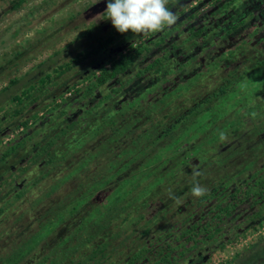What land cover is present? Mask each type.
<instances>
[{"label": "rangeland", "instance_id": "374dc122", "mask_svg": "<svg viewBox=\"0 0 264 264\" xmlns=\"http://www.w3.org/2000/svg\"><path fill=\"white\" fill-rule=\"evenodd\" d=\"M17 1L0 0V93L10 86L11 80L20 79L10 87V94H19L31 77L44 78L49 74L50 78L45 85L36 83L38 90L31 91L36 99L23 108L21 116H11L15 103L10 102L0 110V118L8 116L0 125V202L10 200L12 215L5 213L8 219L5 221L0 216L2 258L11 252L6 251L8 248L13 249L20 242L19 232L6 229V224L14 222L18 218L16 212L26 207L12 202L13 195L22 189L21 170L39 168L44 163L42 156L30 150L42 137L40 131L44 128L39 119L52 118L54 123L44 126L49 129L61 120L59 113L66 107L84 114L104 103L106 95L114 96L110 103L120 104L125 97L117 89L122 85L125 91L133 89L131 95H136L139 104L146 105L197 74L202 82L194 84L190 98L198 102L205 91L233 74V70L251 69L264 60V0H187L177 10L176 21L167 32L135 36L131 32L117 33L109 20L98 17L106 11L107 0H21L15 8L12 5ZM233 8L239 12L231 18ZM90 30H94L93 38H84L82 35ZM196 32L199 35L195 37ZM161 37L167 42L159 46ZM107 38L112 41L104 50L102 44ZM172 44L175 49H171ZM137 45L150 50L136 59L130 72L123 76L122 85L115 80L93 89L89 95L85 88L98 68L113 54ZM17 53L22 56L12 60ZM229 55L232 56L226 62H220ZM12 63L16 65L14 68L9 67ZM150 64L152 67L144 71ZM216 66L218 71L209 74L208 70L213 72ZM259 76H254L253 82ZM251 85L247 79L237 92H228L227 99L237 95L235 101L244 102L256 91ZM259 85V91L263 92L264 78ZM91 96L96 100L91 102ZM192 104L193 101L187 105ZM113 109L114 114L118 113L116 118L132 116L129 105ZM93 116L85 118L91 123ZM201 120L198 117L184 128L188 132L180 133L176 145L183 143L181 152L185 158L177 161L176 188L171 192L164 190L160 201L152 202L145 221L136 228L137 237H130L132 231L125 235L128 239L117 240L116 234L109 233L114 235L109 240L111 247L96 261L80 258L64 264H150V260L164 256L168 264H264V184L260 185L264 179V116L234 127L233 133L229 130L223 136L228 128L224 126L218 141V135ZM25 121L27 125L22 126ZM190 131L195 132L194 141L188 134ZM185 144H190L191 149ZM186 149L189 153L184 152ZM199 154L205 155L204 161L195 157ZM162 168L163 179L171 180L172 170L166 161ZM194 182L206 186V195L199 198L191 195ZM32 197L29 194L25 200L28 202ZM89 208L85 207L68 227H73ZM153 217L155 220L151 222ZM145 226L149 231L141 234ZM122 243L125 244L121 247ZM141 248L142 256L133 259Z\"/></svg>", "mask_w": 264, "mask_h": 264}, {"label": "trees", "instance_id": "16d2710c", "mask_svg": "<svg viewBox=\"0 0 264 264\" xmlns=\"http://www.w3.org/2000/svg\"><path fill=\"white\" fill-rule=\"evenodd\" d=\"M186 1L169 0L168 7L176 15L177 10H180ZM20 3L21 0L12 6L19 7ZM231 11L232 18L239 9L233 8ZM168 28L169 26L164 30L167 32ZM93 31L90 30L82 36L91 39ZM132 35L135 36V34ZM198 35L199 32L194 33L195 37ZM111 41V38H107L102 48L107 49ZM159 41L160 44L157 43L159 46L167 42L164 37H161ZM170 47L176 48L173 44ZM149 50L144 45H137L118 55L113 54L106 64L98 68L85 90L89 94L93 89L109 82L115 80L121 82L123 76L130 72L136 59ZM94 52L97 50L93 51V54ZM21 56L17 53L12 60H18ZM231 56L220 62H226ZM15 66L12 63L9 67ZM150 67L152 64L144 71ZM218 69L219 66H216L215 71L212 72L209 69L208 72L215 74ZM256 75L260 76L253 82L252 78ZM197 76L198 74L193 75L188 81L181 82L174 89L146 105L139 104L140 101L135 99L136 95H131L133 89L125 91L121 82L122 88L117 90L125 99L119 101L120 104L110 103L114 96L106 95L103 96L104 103L100 102L97 107L84 114L74 107H66L62 114L59 113L61 120L55 124V127L49 129L45 127L54 123L52 118L39 119L44 128L40 131L42 137L30 147V150L42 156L44 163L39 168L21 170L22 189L13 195L12 202L26 207L16 212L18 218L14 222L6 224V229L9 227L14 232H19L17 235L20 236V242L15 248L6 250L11 252L3 258L0 257V264H64L66 261L80 258L87 259L89 262L96 261L98 256L103 255L106 249L111 247L109 240L114 235L109 233L116 234L117 240L118 238L125 240L129 238L125 235L134 231L130 237L136 238L137 236H134L136 228H140L138 225L145 221L146 210L150 208L152 202L159 200L164 190L176 188V173L179 171L176 167L177 161L180 157L185 158L181 152L183 143L181 142V146H178L176 141L179 140L181 132H188L184 128L195 123L200 117L201 123L206 124L208 129L218 135L216 140L218 141L224 126L228 128H225L223 136L229 130L233 133L234 127L243 126L242 124L249 121L255 122L264 116V91L261 92L258 89L259 81L264 78V60L255 63L251 69L233 70V74L216 82L217 86L205 91L204 97H201L198 102L195 98H190L192 87L202 82L197 79ZM49 78V74L44 78L31 77L27 84L22 86L23 90L19 94H10V87L17 85L20 79L11 80L10 86L5 87L0 93V110L10 102L15 103L11 116H21L23 108L36 99L31 93L38 90L36 83L45 85ZM247 79L252 83L250 87L256 91L252 92L244 102H236V94L234 99H227L228 92H237L240 85ZM78 91H75L74 95ZM117 94L114 92L115 96ZM127 97L132 100L127 102ZM90 99L93 102L92 100H96V97L94 99L91 96ZM192 101L191 106L187 105ZM118 105L120 107L129 105L132 116L127 119L122 116L116 118L118 113L114 114L113 108ZM244 111L246 115H243ZM86 114H93L95 121L94 119L91 123L87 121ZM4 118H0V125ZM204 120L206 123L203 122ZM104 123L105 128L102 127ZM201 123L197 125L198 128L202 125ZM26 125V121L22 123V126ZM194 133L192 131L188 133L192 136V141H194L192 135ZM205 136L209 137V134L205 133ZM185 146L191 149L190 144ZM187 149L185 153L188 152ZM196 155V158H202L204 161L205 155L201 157V154ZM164 161L172 170V178L169 181L163 179ZM262 184L264 179L260 181V185ZM29 194L33 197L27 202L25 198ZM9 201L0 202V216L4 221L8 220L5 219L7 218L5 213L12 216ZM87 206L90 208L84 216L77 219L73 227L69 228L72 220ZM20 219L23 220L20 222ZM154 220L153 217L150 221ZM17 222L20 223L17 224ZM130 227H132L131 230ZM140 231L141 234H145L149 228L145 226ZM142 252L141 248L132 258L142 256ZM149 262L150 264H168L165 256Z\"/></svg>", "mask_w": 264, "mask_h": 264}, {"label": "clouds", "instance_id": "9594fccd", "mask_svg": "<svg viewBox=\"0 0 264 264\" xmlns=\"http://www.w3.org/2000/svg\"><path fill=\"white\" fill-rule=\"evenodd\" d=\"M168 3L169 0H107L106 11L98 17L109 20L119 34L148 35L175 23L176 15L169 9ZM206 193V186L193 183V197L199 198Z\"/></svg>", "mask_w": 264, "mask_h": 264}]
</instances>
